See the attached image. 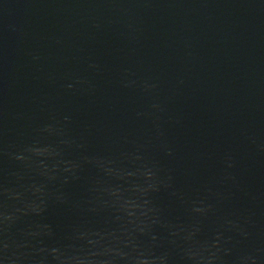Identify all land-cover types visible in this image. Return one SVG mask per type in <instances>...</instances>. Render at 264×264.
<instances>
[{
    "label": "water",
    "instance_id": "1",
    "mask_svg": "<svg viewBox=\"0 0 264 264\" xmlns=\"http://www.w3.org/2000/svg\"><path fill=\"white\" fill-rule=\"evenodd\" d=\"M0 264H264V0H0Z\"/></svg>",
    "mask_w": 264,
    "mask_h": 264
}]
</instances>
